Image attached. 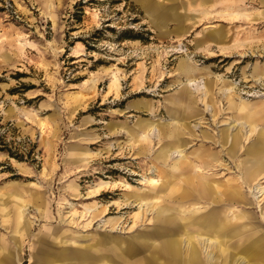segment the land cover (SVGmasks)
<instances>
[{"label":"rangeland","instance_id":"rangeland-1","mask_svg":"<svg viewBox=\"0 0 264 264\" xmlns=\"http://www.w3.org/2000/svg\"><path fill=\"white\" fill-rule=\"evenodd\" d=\"M149 1L180 20L140 0H0V264H251L236 238L254 214L264 233V197L242 163L264 138L237 106L264 104L263 0Z\"/></svg>","mask_w":264,"mask_h":264},{"label":"crops","instance_id":"crops-1","mask_svg":"<svg viewBox=\"0 0 264 264\" xmlns=\"http://www.w3.org/2000/svg\"><path fill=\"white\" fill-rule=\"evenodd\" d=\"M144 3L145 7L152 13L153 16L156 17L159 21H165L169 16H174L178 20H180L181 15H178L175 12V7H169L165 8L161 5L153 4L149 0H140ZM264 5V0H263ZM189 94V93H188ZM180 96H184L185 100H180ZM189 101V102H188ZM171 103L174 105L171 107L168 112L171 114H179V117L181 120H185L190 117L192 113L196 112V108L192 110L190 107V100L188 99L185 91L179 93L177 96L173 98ZM187 103V104H186ZM237 110L241 113H246L247 119L244 122L238 123L239 127H248L247 129V136L256 134L257 138H264V129L258 128L256 124H253L257 119V117L260 119L264 118V104L261 105H245V103L240 104L237 106ZM252 119V120H251ZM253 121V122H252ZM175 121L174 124H172L174 127L176 124L178 125L179 122ZM242 123V124H241ZM151 126L150 121H144L139 123V127H143L144 129H148ZM256 129H259L258 131H255ZM141 137H143V134H138L135 132V138L139 139V141L142 143L144 140H141ZM226 143V142H225ZM235 145V141L233 143ZM143 145V144H142ZM146 146V145H145ZM258 153H255L256 151L253 149L251 152H249L248 157L244 160H249V166L246 170H244V161L242 163V180L248 185V190L253 189L256 184H259L261 182H264V140L259 142L258 147ZM258 156H257V155ZM201 190V189H200ZM203 191V190H201ZM264 195V194H263ZM19 204H26V200L19 199ZM256 200V199H255ZM254 213V212H253ZM263 213V211H262ZM255 215V214H254ZM252 217L249 226H251V232L249 233H242L237 234L236 243H237V251L241 252L243 254V258L245 257L246 260H248L251 264H264V233L261 232H254V227L256 225V220L259 221V218L256 217V215ZM262 217L264 218L263 214ZM241 225H244V222L241 223ZM1 246V245H0ZM191 252L194 254L195 250H191ZM2 253V250L0 251V254ZM44 255V261L46 262H52L55 258L59 257L61 253L57 250H45L43 253ZM3 256V255H2ZM1 262V261H0ZM45 262V263H46Z\"/></svg>","mask_w":264,"mask_h":264},{"label":"bare ground","instance_id":"bare-ground-1","mask_svg":"<svg viewBox=\"0 0 264 264\" xmlns=\"http://www.w3.org/2000/svg\"><path fill=\"white\" fill-rule=\"evenodd\" d=\"M211 38V42H214V43H217L219 42V40H221V37L218 35V34H214V33H211L210 37ZM182 71L184 72H187V73H191L193 72L192 70V67H189V66H186L185 67H181ZM189 82V81H188ZM193 82V81H192ZM189 85H193V83H189ZM207 106V105H206ZM242 124V123H241ZM259 129H256L255 131H258ZM157 131V128H156V125L155 124H152L148 130V133L150 132V134L154 135V132ZM174 152H178L180 153L179 156H181L182 154V151L181 150H176ZM264 182H261L259 184H256V186L253 187L252 190V193L257 197L256 199H260V198H263L264 196H262L264 194V185H263ZM251 192V191H250ZM254 198V197H253ZM263 216H264V211H263Z\"/></svg>","mask_w":264,"mask_h":264}]
</instances>
